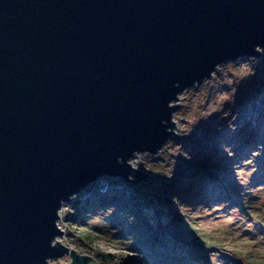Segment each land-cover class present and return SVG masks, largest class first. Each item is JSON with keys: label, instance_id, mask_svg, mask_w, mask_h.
Here are the masks:
<instances>
[{"label": "water", "instance_id": "water-1", "mask_svg": "<svg viewBox=\"0 0 264 264\" xmlns=\"http://www.w3.org/2000/svg\"><path fill=\"white\" fill-rule=\"evenodd\" d=\"M258 45L264 0H0V264H87L55 240L62 203L146 181L131 160L167 143L180 93Z\"/></svg>", "mask_w": 264, "mask_h": 264}, {"label": "rangeland", "instance_id": "rangeland-1", "mask_svg": "<svg viewBox=\"0 0 264 264\" xmlns=\"http://www.w3.org/2000/svg\"><path fill=\"white\" fill-rule=\"evenodd\" d=\"M176 103L167 143L131 160L151 177H107L103 193L90 185L62 203L55 240L89 255L87 264H264L263 53L218 65ZM153 206L173 222L151 232Z\"/></svg>", "mask_w": 264, "mask_h": 264}, {"label": "trees", "instance_id": "trees-1", "mask_svg": "<svg viewBox=\"0 0 264 264\" xmlns=\"http://www.w3.org/2000/svg\"><path fill=\"white\" fill-rule=\"evenodd\" d=\"M212 142V139L210 138L208 141H207V144H210ZM262 162H263V164H264V156H263V158H262ZM193 165H189V167H192ZM194 166H196V165H194ZM193 166V167H194ZM199 172H202V173H207L206 171H203V170H201V169H199ZM205 175V174H204ZM254 178H255V180L257 181V183H260V181L262 180V177H259V176H257V175H255L254 176ZM88 201H89V199H87L86 201H85V204L86 203H88ZM163 204H165V201H163L162 202ZM84 204V205H85ZM83 205V206H84ZM85 207V206H84ZM154 208V212H153V214L154 215H151L150 217H147V216H145V218H146V222H145V226H147V227H149L150 229V231L151 232H153V231H155V230H157V228H159V226L160 227H166V226H168L171 222H173V221H171V219L169 220V218H167V217H161L160 216V211H158L159 210V207H157V206H153ZM83 209V208H82ZM156 210V211H155ZM158 211V212H157ZM173 219H174V217H173ZM167 230V229H166ZM192 235H193V237L194 238H197V239H200V237H198V235L197 234H195L194 232L192 233ZM199 245L200 246H204V242H201V243H199Z\"/></svg>", "mask_w": 264, "mask_h": 264}, {"label": "built area", "instance_id": "built-area-1", "mask_svg": "<svg viewBox=\"0 0 264 264\" xmlns=\"http://www.w3.org/2000/svg\"><path fill=\"white\" fill-rule=\"evenodd\" d=\"M107 177H109V176H103V177H101V178L95 180V181L92 183V185L95 186L96 189H99L100 192L103 193V191L106 190V184H105L104 179L107 178ZM111 178H114V177H111ZM115 178H117V177H115ZM118 178H120V177H118ZM122 181H123V180H122ZM123 182L125 183L126 181H123Z\"/></svg>", "mask_w": 264, "mask_h": 264}, {"label": "clouds", "instance_id": "clouds-1", "mask_svg": "<svg viewBox=\"0 0 264 264\" xmlns=\"http://www.w3.org/2000/svg\"><path fill=\"white\" fill-rule=\"evenodd\" d=\"M256 51H258V52H264V48H261V47L258 45V46L256 47ZM232 119L235 120V119H236V116H233ZM229 126H230V128H232V129H235V127H236L235 125L232 124L231 121H229ZM127 162H130V160L127 161Z\"/></svg>", "mask_w": 264, "mask_h": 264}]
</instances>
